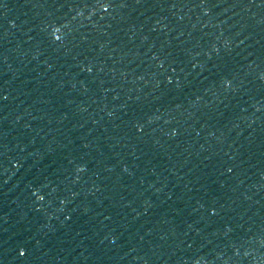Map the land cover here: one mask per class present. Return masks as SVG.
I'll return each mask as SVG.
<instances>
[{
	"label": "water",
	"instance_id": "water-1",
	"mask_svg": "<svg viewBox=\"0 0 264 264\" xmlns=\"http://www.w3.org/2000/svg\"><path fill=\"white\" fill-rule=\"evenodd\" d=\"M0 264H264L261 0H0Z\"/></svg>",
	"mask_w": 264,
	"mask_h": 264
},
{
	"label": "snow or ice",
	"instance_id": "snow-or-ice-1",
	"mask_svg": "<svg viewBox=\"0 0 264 264\" xmlns=\"http://www.w3.org/2000/svg\"><path fill=\"white\" fill-rule=\"evenodd\" d=\"M261 3L264 4V0H261ZM89 71H91V69H89ZM229 86H231V82H229ZM4 99H7V97H5ZM229 172H231L232 170L231 169H228ZM41 199H43V197H41ZM20 255L23 256L24 255V252L21 251L20 252Z\"/></svg>",
	"mask_w": 264,
	"mask_h": 264
}]
</instances>
